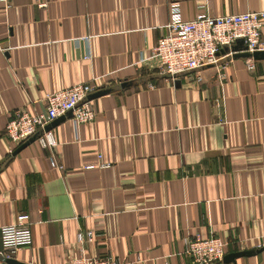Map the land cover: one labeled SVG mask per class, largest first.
<instances>
[{
  "label": "crops",
  "instance_id": "crops-1",
  "mask_svg": "<svg viewBox=\"0 0 264 264\" xmlns=\"http://www.w3.org/2000/svg\"><path fill=\"white\" fill-rule=\"evenodd\" d=\"M173 2L186 22L264 11V0L0 1V228L27 214L32 234L18 263L83 251L192 264L186 240L215 236L224 257L250 252L219 264H264V60L248 71L232 59L223 80L212 67L158 74L151 52ZM80 84L109 91L89 99L93 122L68 115L49 129L56 146L35 140L13 155L12 115L40 113L45 95ZM87 232L93 241L79 243Z\"/></svg>",
  "mask_w": 264,
  "mask_h": 264
},
{
  "label": "built area",
  "instance_id": "built-area-1",
  "mask_svg": "<svg viewBox=\"0 0 264 264\" xmlns=\"http://www.w3.org/2000/svg\"><path fill=\"white\" fill-rule=\"evenodd\" d=\"M7 4L8 0H0ZM169 21L166 34L158 39L152 56L156 60L158 74L170 80L182 75L199 73L202 69L212 67L219 72L220 80L225 78L224 68L233 59L231 47L241 39L246 52H264V11L247 12L233 16L213 18L199 14L189 22L181 19L178 3L169 5ZM252 59H245V68L254 71ZM200 82L201 78L196 77ZM99 88L90 84L76 85L60 92H51L42 99L45 109L30 115L25 109L17 110L8 121L5 134L10 143L18 148L36 136V141L43 147L56 146L51 131H45L58 118L71 113V122L75 127L92 123L95 113L90 105L89 96ZM13 149L10 151V153ZM100 167H105L100 165ZM50 168L63 171L55 158L50 159ZM92 168L91 166L85 167ZM14 223L0 228L3 258H13L22 248L29 247L32 241L30 234L31 220L27 214L15 217ZM92 232L79 233V243L92 242ZM186 255L192 264H219L224 258L226 244L218 237L201 239L196 236L186 240ZM65 264H123L115 261L110 255L92 258L81 251L78 257L69 258Z\"/></svg>",
  "mask_w": 264,
  "mask_h": 264
},
{
  "label": "water",
  "instance_id": "water-1",
  "mask_svg": "<svg viewBox=\"0 0 264 264\" xmlns=\"http://www.w3.org/2000/svg\"><path fill=\"white\" fill-rule=\"evenodd\" d=\"M245 50H246V47L243 44V40L239 39L235 43V45L233 47H231V51L233 53H235L233 55V59H236L238 57H243V58H246V59H252L253 61H262V60H264V52H254L253 54H250V53L246 52ZM108 92L109 91H98V92H96V94H93V95L89 96L88 99L96 98L98 96L107 94ZM68 115H70V117H71V113L66 114L65 117H67ZM65 117H61V118L55 119L50 124V126L45 129V131H49L51 126H53L54 124L58 123L61 120H64ZM35 140H36V136L31 138V140H29L28 142L20 145L18 147V149H16L13 152V155H16L17 153H19L20 150L24 149L26 146H28L30 143L34 142ZM249 253L250 252H244V253H239V254L238 253L237 254H235V253L234 254H229L228 256H225L222 260H223V262L228 263L229 261H233V259L235 257H237V256H244V255H247ZM5 263L6 264H20L17 261H15L13 258H6L5 259Z\"/></svg>",
  "mask_w": 264,
  "mask_h": 264
}]
</instances>
